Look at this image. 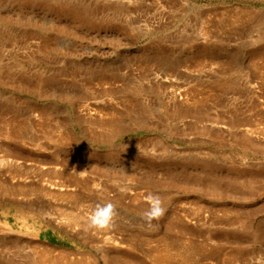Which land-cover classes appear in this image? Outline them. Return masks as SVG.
Segmentation results:
<instances>
[{
	"label": "rangeland",
	"instance_id": "1",
	"mask_svg": "<svg viewBox=\"0 0 264 264\" xmlns=\"http://www.w3.org/2000/svg\"><path fill=\"white\" fill-rule=\"evenodd\" d=\"M258 258L264 0H0V264Z\"/></svg>",
	"mask_w": 264,
	"mask_h": 264
},
{
	"label": "clouds",
	"instance_id": "2",
	"mask_svg": "<svg viewBox=\"0 0 264 264\" xmlns=\"http://www.w3.org/2000/svg\"><path fill=\"white\" fill-rule=\"evenodd\" d=\"M147 202L149 203V209L143 214L146 222L151 223L166 214L167 208L160 196L149 194ZM116 216L115 204L111 202L98 204L88 217V227L96 230H110L115 226ZM257 264H264V258H258Z\"/></svg>",
	"mask_w": 264,
	"mask_h": 264
}]
</instances>
